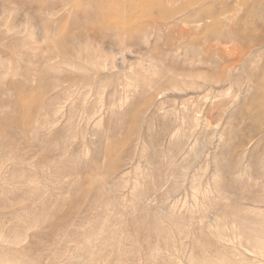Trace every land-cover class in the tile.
Listing matches in <instances>:
<instances>
[{
  "label": "rangeland",
  "instance_id": "374dc122",
  "mask_svg": "<svg viewBox=\"0 0 264 264\" xmlns=\"http://www.w3.org/2000/svg\"><path fill=\"white\" fill-rule=\"evenodd\" d=\"M263 1L0 0V264H264Z\"/></svg>",
  "mask_w": 264,
  "mask_h": 264
},
{
  "label": "bare ground",
  "instance_id": "6f19581e",
  "mask_svg": "<svg viewBox=\"0 0 264 264\" xmlns=\"http://www.w3.org/2000/svg\"><path fill=\"white\" fill-rule=\"evenodd\" d=\"M85 1H87L89 3H94V2H102L104 4L105 3H109V4H112V5L117 4L119 2H122L121 6L124 7V8L127 7V6H131V4H133V3L140 2V0H85ZM173 1L174 0H161V4L162 3L163 4L162 5L160 4L161 5L160 7L166 6L167 3H172ZM260 3H262V2H260ZM263 3H264V1H263ZM259 6H260V4L257 5V7H256V5H254L252 7H249L247 10L250 13L251 12H255V11H257V10L262 8V5L260 7ZM101 11H102V9H101ZM159 26H160L159 24H156V23L153 24L152 34L154 36L157 34L156 31L158 30ZM178 34L180 36V39L184 38L186 36L183 31H180ZM145 36H146V33H145V30L143 29L142 26L137 27L136 29H133V30L124 31L121 34H119L118 37L121 38V40H120L121 43H120V46L118 48V53L116 55L117 57L115 58L114 67H117V65H119L118 60L122 61L123 57L126 56V52L130 51L131 49L133 50V51H130L131 53H140L143 50H147L149 43L145 42L146 41V37ZM227 39L228 38L225 37L223 39V41L225 42V41H227ZM216 41L219 42L218 39ZM190 44H191V42L189 41V45ZM171 45H174V43L171 42ZM189 45H187V46H189ZM211 46L212 45L210 43H208V42L205 43V44L203 43L202 45L199 44V45H197V52H200V51H202V50H204L206 48L209 51L212 48ZM199 49H200V51H198ZM243 53L249 54L250 50L244 48L243 49ZM237 58H238L237 59L238 61L241 59L240 57H237ZM198 63L199 64H201V63L203 64L204 61L198 60ZM225 63H227V62H225ZM227 67H231L232 71L235 70V68H233V67H235L234 64L230 63ZM260 76L264 77V70L261 71V73H257V74H255V73H251V74L249 73L248 75L246 74L245 78H247L248 79V83H250V81L256 80ZM221 81L222 80H220L219 82H210L209 81V82L205 83L202 87L199 88L201 91H197L196 90L195 94H201V95L203 94V98H204V97L208 96V92L210 90H214L215 91L216 88H217V85H221ZM227 81H229L231 84L237 85V83H236L237 80L236 79L233 80V78H231V76L228 77ZM245 87L247 88L248 86H245ZM182 91L185 92V91H187V89L186 88L179 89V87H176V85H173L171 83V85H169V87H166V88L165 87L164 88L163 87H159L158 88V92H157V96L160 95V96H175L176 97V96H180L181 95L180 93H182ZM238 91H242L243 92L244 91L243 87L241 86L240 88H238ZM256 114L258 115V117L255 118L254 120L256 122H258L260 124V126H261V129H260L259 132L260 133H264V95L261 96V98L259 100V103L256 105ZM147 163H150V161L148 160ZM166 182H169V179H167ZM174 182L175 183H173V188H176L177 187L176 186L177 181L175 180ZM162 186H164V184H161L159 187L161 188Z\"/></svg>",
  "mask_w": 264,
  "mask_h": 264
}]
</instances>
